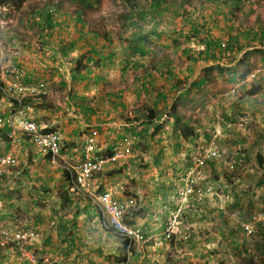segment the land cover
Listing matches in <instances>:
<instances>
[{
    "label": "rangeland",
    "instance_id": "1",
    "mask_svg": "<svg viewBox=\"0 0 264 264\" xmlns=\"http://www.w3.org/2000/svg\"><path fill=\"white\" fill-rule=\"evenodd\" d=\"M130 1L133 2L132 6L127 0H0V76L5 75L7 70H13L12 68L21 69L22 73H25L21 61L30 55L32 59L28 60L32 62L29 63H34L31 65H35L36 69L47 71L51 65L56 68V78L61 80L63 77V92H68V82L72 83L74 73L85 74L87 70L91 71L89 76L98 75L101 78L93 85L98 91L106 92L116 88L124 97L129 96L130 99L133 89H139L140 85L141 94L137 102L129 101L125 107H121L122 116H119L118 124L125 123L126 120L125 127L115 126V131L111 132L108 139L113 141L112 150L115 146L129 145L131 151L113 162H106L98 172H94L87 190L93 195L98 194L100 189L111 193L117 205H120L123 220L128 225L140 228L144 221L153 226L149 232L146 231L148 234L142 243L134 244L132 251L139 253L134 264H206L203 257L207 253L211 255L209 264H235L228 260L229 256L238 258L240 264H246L249 259L255 261H252L253 264H262L264 230L257 224L264 223V202L260 200L264 196V132L259 133V128L264 129V115L241 106L242 113L234 123L232 120H225L222 108L213 102L218 97H207L197 107L185 108L174 99L176 95L173 93L168 96L163 106H159L158 117L154 121L140 124L139 114L138 118L135 114L129 115L131 109L136 110L139 104L145 103L144 101H154L153 94L141 90L139 75L142 72L135 70V64L142 58L144 64H141L145 66V71L152 65L159 66L158 63L166 59V43L176 50L186 47L192 56L196 54V48L200 46L196 37L188 39L180 36L174 39L161 31L169 29V32L172 27H184L185 24L200 21L205 11L207 12L206 8H202L201 0H160L157 7L160 14L157 16L156 11H148V3L153 0ZM49 10L53 28H49L46 22ZM140 10L147 13L144 18L137 15ZM130 11L137 13L131 18H123V15H129ZM77 15L80 16L79 21L76 20ZM153 33L162 34V39L153 37ZM95 35L97 37H94ZM142 37H146V40L142 41ZM75 38L77 44L66 48L68 51L62 55L65 43ZM139 44L144 54L136 52ZM93 51H96L97 55L93 54ZM53 54L61 59H51ZM17 58H20V61L16 64ZM186 58L188 57L184 56L185 60ZM182 60L175 55L173 65L180 67ZM225 61H228V58ZM176 69L179 71L180 68ZM168 76L171 75L163 70L157 75L161 81ZM212 88L213 83L209 89ZM233 94L234 98L243 95L241 92ZM7 104L8 102L0 106L3 108ZM143 107L148 108L147 104ZM58 108L35 118L42 129L56 128L64 138L62 127L74 123V118L77 127L82 125L83 116L75 117L73 107L70 108L69 105L62 104ZM181 109L184 113L180 112ZM262 110L264 111V108ZM131 129L140 132L139 137H133ZM232 129L243 131L244 135L233 138L228 134ZM87 130L83 128L84 136L78 143L79 147L77 145L76 150H71L74 151L72 156L77 161L88 145L87 140L91 139V143L95 144L101 136L99 132L91 134V131ZM255 131L258 132L257 137L252 133ZM118 134L126 135L121 139L115 138ZM0 140L3 145V134H0ZM17 150L19 163L16 167L20 169L24 160L28 159L21 157V152L31 151V147L23 144L18 146ZM107 151L103 149L101 157L105 158ZM33 162L34 160L28 159V163ZM59 165L54 164L56 167ZM53 169L45 170L42 175L46 179L49 177L53 182H57V179L60 181L59 178L55 179ZM12 186L14 188L7 189L4 195L9 197L8 201L15 202L19 199L20 189L18 186ZM54 189L55 187L50 194L44 196L45 202H30L31 208L24 203L27 196L23 202L19 203L18 200L19 208L15 210L22 211L23 208L27 209L32 217L39 215L42 218L41 226L48 229L43 236L38 233L36 237V225L31 219L33 236L32 240H28L27 253L37 259L48 257L52 264L64 257L61 261L66 264L76 259V256L71 248L66 247L70 232L63 231V221L68 218L67 212L75 209V206H67L66 197L63 196L66 191ZM236 190L239 199L245 204L248 202L251 211L249 214L244 212L243 217L238 213L236 216L227 209L231 195L236 194ZM202 204L206 206L202 207ZM90 207L88 201H82L79 205V209L84 208V211ZM177 208L184 214L177 221V217L174 218L176 222L173 219L169 221L168 216L179 215ZM203 209H207L204 215ZM208 210H217V213L221 211L224 217L228 215V218L222 220L219 225H209L206 218ZM20 216L24 219L23 215H18ZM245 216L249 221H243ZM12 218L14 213L0 221V226L13 229ZM83 219L86 222L85 227L92 223L88 216ZM219 220L220 218H217L218 223ZM162 223L166 225L165 230L168 228L170 232L168 238L164 236V227H160ZM246 223L252 225L251 233L244 229L243 225ZM236 226L239 229H235ZM233 228L235 233L231 234ZM54 230H58V233L50 235V245H47L44 238ZM87 237L94 247L98 241L105 242L99 254L103 264L114 263L124 245L123 242L118 246L114 245L113 239L107 236H101L102 240H98L96 233L95 236L88 233ZM231 241L233 245L230 244ZM220 247L224 255L222 259L216 258ZM87 249L82 247L77 251L75 249V252L85 254ZM8 253L15 259V264L22 263L18 251L11 249Z\"/></svg>",
    "mask_w": 264,
    "mask_h": 264
},
{
    "label": "crops",
    "instance_id": "2",
    "mask_svg": "<svg viewBox=\"0 0 264 264\" xmlns=\"http://www.w3.org/2000/svg\"><path fill=\"white\" fill-rule=\"evenodd\" d=\"M201 1L202 8H204V10L206 8L207 12L205 11L203 18L200 21H195V23L191 22L189 25L185 24L184 27L182 25L175 26V28L172 27L169 32V29H163L161 31L169 34L170 37L174 39L180 36L187 37L188 39L196 37V42L200 45L196 48V54L192 56L186 47H183L182 49L178 48V50H176L173 46L166 43L164 53L166 59L164 62L162 61V63L159 62V66L152 65L150 66V69L145 71L142 58L137 64H135L137 65L135 70L137 69L140 73L142 72V74L139 75V79L141 78L140 84H142L141 90L144 92H150L154 97V101H149L148 99L144 101L145 103H142V105L139 104V108L136 110L135 108L131 109L129 115L135 114L138 118L139 114L141 118L139 120L140 124L148 122L151 119L153 121L157 119L159 106H163L162 104L171 93L176 95L174 99L179 101L178 103L180 106H184L185 108L197 107L207 97H209V99L211 97H218V99L213 102L216 103L217 107L220 109L222 108L225 120H232L234 123L242 113L240 109L242 107H247L251 111L260 112L264 115V111L262 110L264 108V7H261L262 5L264 6V0ZM152 5H154V3L150 1L147 6L149 7L148 9H152ZM165 23L164 26L166 25ZM155 36L157 39H162L163 37L162 34L153 33V37ZM94 37H97V35ZM144 38L146 40V37H142V39ZM72 40L73 41L65 43L66 45L63 47L64 52L62 55L68 51L66 48L77 44L76 38ZM221 44H223V47H221ZM140 46L141 45L139 44L137 49L139 52L143 53ZM93 54L97 55V52L93 51ZM175 55L183 59L180 67L176 64L173 65ZM184 56L188 58L185 60ZM29 58L30 55L24 57V60L21 61L24 65H21V67L25 68V74L33 79L44 81L49 91V96L44 100H33L31 98L26 100V103L31 107V116L36 120L35 117L46 112L51 113L52 109L58 110V106L62 104L69 105L70 108L73 107L72 109L75 113V117L77 115L81 117L83 116L82 125H79L83 127H77L75 118L73 119L74 123H68L67 126L62 127L64 138L62 137L61 145L63 151L72 153L74 152L71 151L72 149L76 150L75 147L82 141L84 136V133H82L83 128H87V131H91V134L99 132V135L101 136L99 140L96 139L97 141L95 144L97 143L100 150H109L113 143L112 140H108L111 132L115 131V126L125 127V124L127 123L124 119L125 123L118 124V121L120 120L119 116H122L121 107H125L129 101L134 103L137 102V98L141 94L140 85L139 89H133V93L130 94L132 96L130 99L129 96H127V98L124 97L120 90L116 88H112L106 92L98 91L93 85L101 78L98 75L89 76L91 71L87 70L85 74L80 73V75H78L74 73L72 83L68 82V92H63L65 85L63 83V77L61 76L62 82L60 78H56V68H53L51 65V68L48 67L52 69L51 71L50 69L47 71H41L40 68L36 69L34 67L35 65H31L34 63H29L32 62L28 60ZM169 58L172 59L170 60ZM227 58L228 61H225ZM51 59L59 61L61 58L53 54ZM19 61L20 58H17L15 63L17 64ZM141 62L143 64H141ZM173 66H175V68H173ZM176 68H180L179 71ZM162 70L171 75L163 81L159 80L157 77L158 74L162 73ZM156 71H158V73H156ZM58 75H61L59 71ZM212 83L213 88L209 89ZM256 85H260L256 95L253 97L246 96L245 91L252 86L256 87ZM230 90L231 92L232 90L234 91L231 93ZM239 92L243 93V95H239L240 98H234L233 93ZM158 100H160L159 103ZM144 104H147L148 108L145 109L143 107ZM6 107L7 108H1L0 106V111L3 112V114L12 106L7 104ZM176 108H179L178 105ZM151 110L154 115L151 119H145V116H147ZM180 112L184 113V110L181 109ZM244 117L248 118L249 116ZM4 130L0 131V133L4 132ZM263 132L264 129L259 128V133L263 134ZM252 133H255L257 137L258 132L255 131ZM228 134L235 138L240 137V134L244 135V132L232 129ZM125 135L126 134H118L115 138H119V136L123 137ZM65 139L66 141H64ZM1 143L2 141L0 140V151L6 149V144L4 143L1 145ZM21 157H24L25 159L28 157V159L30 158L34 160V162L28 163V159L26 161L24 160L20 169H17L16 167L10 173L6 174L5 178H0V221L5 220V218L12 213H14V216L23 215L24 219L28 221H31L32 219L35 223L37 231L36 237H38V233L40 236H43L45 232H48V229L41 226L42 218L39 217V215L32 217L30 213L27 212V209L22 208V211L20 209L19 211L15 210V208H19L17 201L19 200V203L23 202V199L27 196L24 203L28 204V208H31L30 202H45L46 199L44 196L50 194L54 187L55 189L59 188L64 190L66 191V194L64 193L63 196L66 197L67 206L70 204H74L75 206V209H71V211L67 212L68 218L66 221H63L65 222L63 231L70 232L66 247L68 249L71 248V251L73 250V255L76 256V259L70 260L66 264H103L104 261L99 254L103 250L105 242L98 241L97 245L94 247L92 242L88 240L87 234L91 233L95 236L96 233L98 240H102L101 236L110 237L113 239L112 243L116 246H118L119 242L115 241V237H113L111 233L102 230L97 225V214L91 207L86 211L83 210L84 208L79 209V205H81L84 199L82 200L73 194V189L67 183L63 173L58 167L54 166L47 157L41 156L32 147L31 151H22ZM33 166H37V168ZM262 166H264V164ZM32 167L34 168L32 171L33 174L30 173ZM52 168H54L52 173H54V175L56 174L55 179L59 178V180L61 179L60 181L57 179V182H53L49 177L46 179V177L42 175L45 170H50ZM18 170L23 172L19 173ZM13 176L15 179H13ZM261 182L262 180L260 183ZM12 185L16 187L18 186V189H20L19 199L15 202L8 201L7 198L9 197L4 195L5 192L14 188ZM50 185L54 187L51 188L49 187ZM235 192L236 194L231 195L232 198L228 202L227 209L230 212L232 211L235 213L236 216L239 215L243 217L244 212L247 214L251 213L247 205L248 202L246 204L243 203L238 197L237 190ZM260 200L264 202V196ZM201 206L205 207L206 205L202 204ZM206 210L207 209H203L202 215H204ZM86 216L91 218L92 222L88 227H85L86 222L83 219L86 218ZM225 216L226 217H224L221 211H218L217 213V210H212L211 212L208 210L206 218L209 225H219L222 220L228 218V215ZM217 218H220L219 223L217 222ZM162 219H164V217H162ZM248 219L249 218L245 216L243 221H249ZM60 222L62 221H57V223ZM143 222L144 221H142L141 227L149 232L153 226ZM164 222L166 223L167 220ZM165 223L160 225V227H164L163 231H165ZM66 225L68 226L66 227ZM235 229H239V227L236 226ZM235 229H231V234L235 233ZM262 229L264 230V228ZM57 233L58 230H54L51 233L49 232V236L44 238V242L47 243V245H50V235H57ZM155 240L158 241V238ZM230 244L233 245L234 243L231 241ZM225 246L228 247V245ZM82 247L88 248L85 254L82 252H75V249L77 251ZM221 247L218 249L220 252L216 255V258L219 259H222L224 256L221 253ZM8 252H10L8 249L0 248V264H15V259H13L12 256L10 257L11 254ZM138 254L137 252L135 253L134 261L137 260L136 257H138ZM243 254L246 255V253ZM203 258L206 264L210 263L211 255L209 253ZM229 258L230 259L228 260L231 263L240 264L237 260L238 258L232 256H229ZM232 258H235L236 260ZM63 259L64 257H60L54 264H65L61 261ZM38 260L39 264H52L48 257L43 259L38 258ZM252 261L253 260L249 259L246 264H253V262H255ZM262 264H264V259H262Z\"/></svg>",
    "mask_w": 264,
    "mask_h": 264
},
{
    "label": "built area",
    "instance_id": "3",
    "mask_svg": "<svg viewBox=\"0 0 264 264\" xmlns=\"http://www.w3.org/2000/svg\"><path fill=\"white\" fill-rule=\"evenodd\" d=\"M12 69L13 70L7 72L8 75L7 73L1 75L2 78H9V82L6 87L0 89V91L6 98H14L18 103V109L13 112L11 116L0 118V126L6 125L10 127L12 133L15 134V139L11 142L12 146L9 149V153L0 158V174L7 167L16 164L17 157L14 151L17 150L19 142L24 140V136L27 137L39 151L48 154L53 161L58 159L61 161L60 166L69 171L73 187L76 189L83 188L84 190H88V187L91 185L90 178L94 172H98L106 162H113L120 156L131 151L129 145L115 146L113 147L110 157H92L93 144L91 143V139H89L87 140L88 145L84 151V159L77 161L71 155L61 156L59 150L62 137L59 130L57 129L51 133L44 132L29 115L27 109L22 107L21 98L17 97L18 93H24L26 91L34 93L36 89L22 85V71L18 68ZM43 88L44 85L39 84V90L37 91L44 92ZM92 202L98 208L103 221H107L115 233L127 238L131 237L136 240L139 239L140 241H144L138 228L129 227L123 222L121 207L119 204L117 205L111 193L105 190L103 193L99 194L96 199H93ZM243 227L248 233L252 232V225L250 223H246ZM30 236L31 233L23 226L16 225V228L13 230L2 228L0 231V244L4 245L10 242L16 243V247L23 256V259L28 260L30 264H35V257L27 253V245L25 244V241Z\"/></svg>",
    "mask_w": 264,
    "mask_h": 264
},
{
    "label": "clouds",
    "instance_id": "4",
    "mask_svg": "<svg viewBox=\"0 0 264 264\" xmlns=\"http://www.w3.org/2000/svg\"><path fill=\"white\" fill-rule=\"evenodd\" d=\"M48 13L50 14L51 13V11L49 10L48 11ZM0 21H2V19H0ZM51 21H52V17H51ZM1 23V22H0ZM221 45H223V44H221ZM21 70V69H20ZM9 70H7L5 73H7ZM22 71V70H21ZM2 75V74H1ZM9 82V78H7V77H4V78H2L1 76H0V89H2V88H4V87H6V85H7V83ZM39 84H43L44 85V88H43V91L44 92H38L37 90H39L38 89V85ZM22 85H25V86H28V87H31V88H35L36 89V91H34V93H29L28 91H26V92H24V93H18L17 94V97H20L21 98V105H22V107H24L25 109H27V111H28V113H29V115L31 116V114H30V112H31V107L29 106V104L28 103H26V100L28 99V98H31V99H33V100H44L47 96H49V91H48V88H47V86H46V83L45 82H43V81H41V80H36V79H33V78H31V77H28L25 73H23V79H22ZM16 96V95H15ZM0 102H1V105L4 103H6V102H8V104L9 105H11L12 107H10L9 108V110L6 112V113H4L3 114V112L2 113H0V118H5V117H8V116H11L12 115V113L13 112H15L17 109H18V103H17V101L14 99V98H6L2 93H1V91H0ZM2 108V107H1ZM4 108H7L6 106L4 107ZM66 111V110H65ZM32 117V116H31ZM32 119L37 123V121L32 117ZM150 121H152V119L150 120ZM37 125L39 126V124L37 123ZM40 127V126H39ZM5 129V130H4ZM4 130V132H1L0 134H3V136H4V143L6 144V149H4V150H1L0 151V158H2V157H4V155H6L7 153H9V149H10V147H11V142H12V140L13 139H15L14 138V136H15V134H13L12 133V129L10 128V127H8V126H6V125H3V126H0V131H3ZM44 130H46V129H43V131ZM55 130H57L56 128H54V130L53 129H51V132H53V131H55ZM45 132V131H44ZM46 132H47V130H46ZM51 132H48V133H51ZM60 133V132H59ZM61 137H62V135H61ZM122 138H124V137H122ZM61 142H62V139H61ZM61 142H60V144H61ZM23 144H27V145H29L28 147H32L33 149H35V151L37 152V153H39L41 156H43V157H47V158H49L48 156V154H46V153H43L42 151H39L29 140H28V138L27 137H25L24 136V140H22V141H20L19 142V144H18V146L20 147V145H23ZM62 151H63V149H62ZM15 152V155H16V157H17V162H16V164L15 165H13V166H10V167H7L6 169H4V171L0 174V178H2V176H5L6 174H8V173H10L14 168H16V166L18 165V163H19V152H18V150H15L14 151ZM63 152H65V151H63ZM64 155H67V154H64ZM64 155H61V156H64ZM49 161L52 163V164H61V161L58 159V160H56V161H53L52 159H51V157L49 158ZM60 166V165H59ZM71 188L73 189V191H74V187L73 186H71ZM79 191H81V192H83L84 193V196L85 197H87V200H84V201H88V203L91 205V208L92 209H94V208H97L94 204H93V202H92V200L93 199H96V197L99 195V194H96V195H93V194H91V193H89V191H87V190H84L83 188H79ZM105 191V190H104ZM87 193V194H86ZM177 210H178V212H177V214H179V215H174V214H172L171 216H168V218H170V220L169 221H171L172 219L174 220V218L176 219V217H177V219H176V221L182 216V214H183V211L180 209V208H177ZM94 212L97 214V220H96V223H97V225L102 229V230H104V231H106L107 229H110V233H111V235L114 237V235L115 234H117V233H115L114 231H113V229L111 228V226L109 225V223L106 221V222H104L103 221V218L100 216V212H99V210H98V208H97V210H94ZM122 218H123V215H122ZM12 221L14 222L13 223V229H15L16 228V225L17 226H23L25 229H27L30 233H31V236L25 241V244L27 245V249H29V245H28V240L30 241V240H32V236H33V230H32V228H33V223H31V221H28V220H26V219H23V218H21V216L20 217H18V216H14V218H12ZM175 221V220H174ZM175 221V222H176ZM123 222L124 223H126L124 220H123ZM264 222V221H263ZM263 224L264 223H258L257 225H259L260 226V228L262 229V228H264V226H263ZM126 225L127 226H129V227H134V228H137L136 226H131V225H128L127 223H126ZM2 227H3V225H1L0 226V231H1V229H2ZM4 228H8V229H10V230H13L12 228H9V227H4ZM139 230H140V233H141V231H142V229H140V228H138ZM169 234H170V232L168 231V228H166V230L164 231V236L166 237V238H168L169 237ZM121 236V238H122V240H121V242H123L124 243V245H123V247H121L122 249L123 248H126V250H128V251H130L128 254H127V256H126V259H125V262L124 263H120V264H134L135 263V261H134V256H135V252L134 251H132V248H133V246H134V244H136V243H142V241H140L139 239L138 240H136L135 238H127V237H125V236H123V235H120ZM147 237V235L146 236H143V238L145 239ZM189 237V236H188ZM187 237V238H188ZM187 238H185V239H187ZM12 243H14V242H10L9 244H4V245H1L0 244V247H2L3 249H8L9 251L11 250V249H14V250H16V251H18V249H17V247H16V243L13 245ZM120 243V242H119ZM9 245V246H8ZM19 253H20V251H18ZM131 254H133L134 256H132ZM21 255V254H20ZM22 258V259H21ZM20 261L22 262L21 264H30V263H28V260H26V259H23V256L21 255L20 256ZM35 264H39V260L37 259V257L35 258V262H34ZM137 264H139V263H137Z\"/></svg>",
    "mask_w": 264,
    "mask_h": 264
},
{
    "label": "trees",
    "instance_id": "5",
    "mask_svg": "<svg viewBox=\"0 0 264 264\" xmlns=\"http://www.w3.org/2000/svg\"><path fill=\"white\" fill-rule=\"evenodd\" d=\"M21 1L23 2L24 0H18V2H21ZM127 2L130 4V6H132V3L133 2L131 3L130 0H127ZM159 2H160V0H153L154 5L152 6V10L156 11V15L157 16L160 14V9H157V7L159 6ZM148 11H149V9H148ZM136 13H137L136 11H130L129 12V15H123V18H131V17L134 16V14L136 15ZM146 14L147 13L145 11H143V10H140L137 13V15L139 16V18H144V16ZM76 20H78V21L80 20V16L79 15L76 16ZM46 22H47V25H48L49 28H53V25L54 24L51 22V16H50L49 13L46 14ZM143 40H145V38ZM136 52H138V54H140V55L142 54L141 52L138 51V49H136ZM259 87H260V85H256V87L252 86L250 89H248L247 91H245L246 96L253 97L254 95H256V92L259 89ZM153 115H154V113H152V110H151V111H149L148 115L145 116L146 117L145 119H147V118L148 119L149 118L151 119ZM150 122L151 121L144 122V123H150ZM44 131L46 132V130H44ZM47 132H51V130H47ZM131 133L133 134V137H135V138L139 137V135L141 134L140 132H134V131H131ZM185 136H186V134H185ZM121 138L122 137L119 136V139H121ZM84 151L85 150H83L80 153V155H79V159L80 160L85 158V152ZM101 152H102V150H100L96 144H93L92 157H99V156H101ZM103 153H104V151H103ZM59 154L60 155L67 154V155H71L72 156V153L71 152H63L62 151V145L61 144H60ZM111 155H112V149L110 148L107 151V156L106 157H110ZM48 157L50 158V156H48ZM58 168L63 173V176H64V178H66L67 183L69 184V186H73L72 180L70 179V176H69V171H67L66 169H64L61 166H58ZM103 191H104V189H100V191L98 192V194L103 193ZM65 194H66V192H65ZM73 194L76 195L77 197L81 198L82 200L83 199L84 200H87V197L84 196V193L83 192L79 191V188H77V189L75 188L74 191H73ZM93 210H97V208H94ZM263 226H264V224H263ZM106 232L110 233V229H107ZM141 234H142V236H146L148 233L144 230V228H142ZM114 237H115V241L116 242H121L122 238H121L120 234H115ZM12 244L14 245L15 243H12ZM0 248L3 249L2 247H0ZM129 252L130 251L126 250V248L121 249V251L119 252L120 254H119V256L116 257L114 264L124 263L125 262V259H126V256H127V254Z\"/></svg>",
    "mask_w": 264,
    "mask_h": 264
}]
</instances>
